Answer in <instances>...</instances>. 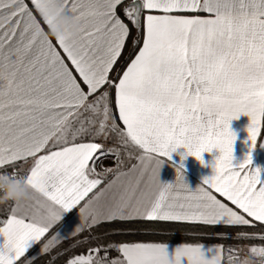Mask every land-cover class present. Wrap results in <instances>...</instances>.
Here are the masks:
<instances>
[{
    "label": "snow or ice",
    "instance_id": "1",
    "mask_svg": "<svg viewBox=\"0 0 264 264\" xmlns=\"http://www.w3.org/2000/svg\"><path fill=\"white\" fill-rule=\"evenodd\" d=\"M30 4L0 0V176L23 179L39 196L34 204L13 201L0 219V264H24L29 249L113 171L95 178L96 160L111 151L99 139L114 137L141 151L127 172L117 155L115 179L79 209L92 223L142 218L264 226V178L259 168L246 171L250 154L233 164L230 130V121L247 115L254 148L264 127V0ZM54 8L76 22L75 36L50 35ZM133 28L140 35L121 74L115 66ZM180 147L201 164L203 153L219 152L214 174L188 194L158 180L164 158ZM29 161L20 176L18 162ZM183 171L181 163L177 172ZM122 177L124 191L94 206ZM177 180L185 183L183 175ZM117 250L122 259L94 257L96 248L67 264H222L221 246L184 244L170 254L164 243H123ZM250 251L264 258V246Z\"/></svg>",
    "mask_w": 264,
    "mask_h": 264
},
{
    "label": "crops",
    "instance_id": "2",
    "mask_svg": "<svg viewBox=\"0 0 264 264\" xmlns=\"http://www.w3.org/2000/svg\"><path fill=\"white\" fill-rule=\"evenodd\" d=\"M29 3L30 7V0H26ZM37 19L41 22V26L48 31L47 25L43 23L42 18L37 16ZM54 39V38H53ZM142 46V41L141 45ZM62 52V50H61ZM63 55V53H62ZM70 64V62H68ZM130 63V60L127 62ZM126 63V65H127ZM126 65L123 68L126 69ZM122 74V71H121ZM116 115L118 116V110L116 111ZM122 126V122L117 121ZM250 124V118L247 115H241L239 118L230 121V130L236 134V140L233 144V164L239 165L241 164L245 158L250 154L252 158V162L250 165H246V171L254 172L255 168H259L261 170V177L264 178V127L261 129L260 135L257 137V143L254 148L251 146V141L248 140V132L247 128ZM96 142L100 143L99 140ZM104 145V143H101ZM106 149V148H105ZM137 151L130 161V163L124 167H120V170L123 172L129 171L133 164L138 163L137 156L139 155V150L136 148ZM186 149L180 147L176 150V152L171 154V158H164V163L161 166L160 174L158 180L161 181L162 184L173 183L174 187L177 191L181 192L182 194H188L189 191L195 192V190L202 186L203 179L205 177H210L214 174V170L212 165L214 164L215 158L219 155L218 150H213L211 153L205 152L202 154V160L204 161L203 164L199 160H197L194 156H183ZM110 154V153H108ZM108 156V155H107ZM100 156L95 163V171L97 176L95 178H100L99 174L104 173L107 169H111L112 166L110 161H107L108 157ZM183 156V159H182ZM31 161L27 163H19L18 166L22 169V176L27 175L28 169L30 167ZM184 165V171L182 173L177 172V167L180 164ZM91 164V162H90ZM155 167V165H153ZM8 172H10L8 170ZM178 175H183L185 178V183H182L180 180H177ZM90 178H93L90 176ZM115 179V170L112 172H108L103 178L101 179V184L97 186L96 189H93L89 196L85 198L84 201H81L79 205H76L75 208L66 212L61 220L53 225V227L49 230L48 233L42 237L41 241L37 242L33 245L32 248L29 249V252L26 253L24 261L25 263L30 262L31 260L39 257L44 256L46 254H54L57 255L64 251H67V259L63 264H67L69 259V253L76 252V248L78 251L76 254H89L87 251L90 249V246H95V248H99L98 246L93 244L92 239H85L80 237V235L89 228L102 223L108 222L112 220H105L103 218H99L96 223H92L91 215L89 212H85L81 214L80 208L84 205V203L94 194L101 192L105 189L109 183V181ZM128 185V180L125 178H121L120 181L117 182L113 188L108 189V191L104 192L103 195L100 197V200L95 202L94 206H103L106 202L111 201L114 196H118L124 191V187ZM218 198L219 194H216ZM38 193H34L29 190V196L27 199L21 201L23 204H34L35 197H38ZM230 203V202H229ZM14 206V202H11V205L7 212H5L0 219H5L8 214H10V209ZM142 219V218H138ZM251 219V218H249ZM120 220V219H115ZM75 240V242L73 241ZM133 243H156V242H133ZM204 244L207 247H215L221 246V256H222V264H228L225 260L226 251L225 248L221 244L217 243H210V242H196V243H164L167 245V249L170 254L174 253L176 247L184 245V244ZM93 244V245H92ZM123 244V243H122ZM44 245H48V251H42ZM110 245L105 247L103 250L96 253L99 257H106L108 261L112 259H122V254L117 250L118 246ZM105 249L107 250L105 252ZM79 250L80 253H79ZM101 253V254H100ZM22 258V259H23Z\"/></svg>",
    "mask_w": 264,
    "mask_h": 264
},
{
    "label": "trees",
    "instance_id": "3",
    "mask_svg": "<svg viewBox=\"0 0 264 264\" xmlns=\"http://www.w3.org/2000/svg\"><path fill=\"white\" fill-rule=\"evenodd\" d=\"M125 2L127 3L128 0H125ZM139 35V32L133 28L132 38L126 40V47L122 52V58L115 66L116 70L122 71L129 61V53L136 47V38ZM110 75L115 76L116 71H113ZM6 170L12 171L11 168ZM11 202V200L5 201V205L2 206L4 209L0 212L1 217L7 212ZM80 237L92 239L93 244L98 246L100 251L110 245L133 242H210L221 244L226 250L237 248L241 244L264 245V226H261L259 222H255V226H229L224 224L208 226L197 222L183 221L112 220L99 223L85 230ZM73 241L75 242V240ZM67 254V251L57 255L50 253L39 256L25 264H63L68 257Z\"/></svg>",
    "mask_w": 264,
    "mask_h": 264
},
{
    "label": "rangeland",
    "instance_id": "4",
    "mask_svg": "<svg viewBox=\"0 0 264 264\" xmlns=\"http://www.w3.org/2000/svg\"><path fill=\"white\" fill-rule=\"evenodd\" d=\"M100 143H104V148L106 149H110L111 151L109 152L110 154H108V158L107 161H110V164L112 166L111 169L115 170L117 167V155H119L120 159L123 161L121 164V167H124L126 165H128L130 163V161L133 159L137 149L134 146H129L125 149V147L121 144H117L116 139L110 138L107 140L104 139H99ZM113 153H115L116 155H114ZM129 153H131V156H129ZM20 176H22V171L19 173ZM2 193V192H0ZM3 194H0V197H2ZM5 205V201L0 202V212L3 211L4 208H2V206ZM264 245H250V244H241L239 247L237 248H229L231 249V256H235L236 260L234 261V264H236V262L239 261H244V260H249L251 262V264H262V262H264V258L260 257L259 255H253L250 251V249L252 247H262ZM90 249H96L95 246H90ZM88 249L87 251L89 252ZM229 249H226V255H225V260L228 263L229 261ZM78 251V248H76V252ZM81 250H79L80 253ZM76 252L74 251L72 254L69 253V259L74 258L77 255H87V254H76ZM95 256H97L96 253H92ZM101 254V253H100ZM99 255V254H98Z\"/></svg>",
    "mask_w": 264,
    "mask_h": 264
},
{
    "label": "clouds",
    "instance_id": "5",
    "mask_svg": "<svg viewBox=\"0 0 264 264\" xmlns=\"http://www.w3.org/2000/svg\"><path fill=\"white\" fill-rule=\"evenodd\" d=\"M49 15L52 18L50 35H76L78 31L76 22L65 16L63 10L54 8ZM0 192L3 193L0 202L7 200L23 201L29 196V188L23 179L13 181L3 176H0Z\"/></svg>",
    "mask_w": 264,
    "mask_h": 264
},
{
    "label": "built area",
    "instance_id": "6",
    "mask_svg": "<svg viewBox=\"0 0 264 264\" xmlns=\"http://www.w3.org/2000/svg\"><path fill=\"white\" fill-rule=\"evenodd\" d=\"M233 262L236 260V257L235 256H231Z\"/></svg>",
    "mask_w": 264,
    "mask_h": 264
}]
</instances>
